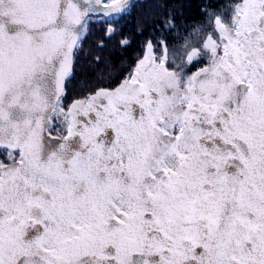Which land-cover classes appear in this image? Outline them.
<instances>
[{"label":"snow or ice","instance_id":"snow-or-ice-1","mask_svg":"<svg viewBox=\"0 0 264 264\" xmlns=\"http://www.w3.org/2000/svg\"><path fill=\"white\" fill-rule=\"evenodd\" d=\"M129 7L0 0V264H264V0L215 15L191 75L201 49L169 70L150 37L69 99L90 26Z\"/></svg>","mask_w":264,"mask_h":264},{"label":"trees","instance_id":"trees-1","mask_svg":"<svg viewBox=\"0 0 264 264\" xmlns=\"http://www.w3.org/2000/svg\"><path fill=\"white\" fill-rule=\"evenodd\" d=\"M235 1L239 0H129L130 7L125 13L109 18L111 24L118 28L110 38L105 37L104 30L109 26L107 20L90 26L77 59L74 85L71 86L69 99L85 95L84 91L92 86L93 89L114 87L134 69L133 66L144 54L145 41L150 37L155 42L156 39L167 36L169 47L179 46V41L194 43L192 39L195 29L204 22L206 10H215L223 5L229 8ZM229 12H232V9H229ZM171 15L175 16V27L169 32L164 25ZM222 16L227 20L231 19L228 12H224ZM177 32L181 34L179 39L174 38ZM188 33L192 35L189 36ZM185 36L189 41H182ZM122 37H127L129 41L124 47L119 43ZM100 41H103V47L97 46ZM155 54L160 55L159 51ZM97 56L100 58L99 63L94 62ZM199 61L200 64L205 63L204 60ZM82 79L92 80L87 82L92 84L79 83ZM97 80H102L101 85Z\"/></svg>","mask_w":264,"mask_h":264},{"label":"rangeland","instance_id":"rangeland-1","mask_svg":"<svg viewBox=\"0 0 264 264\" xmlns=\"http://www.w3.org/2000/svg\"><path fill=\"white\" fill-rule=\"evenodd\" d=\"M239 2V1H238ZM237 1H235V3H238ZM235 3L234 4H232L229 8L228 7H226V6H220V7H218L217 9H215V10H207V13L208 14H206V18L204 19V22L203 23H206V24H204L203 25V23L201 24V25H198L197 26V28L195 29V32H194V38L192 39L193 41H194V43L193 42H191V43H193V44H191V43H189V42H186V43H181L180 41H179V46H176V47H174V48H171V46L169 47V53H168V55H169V60L171 61L172 60V58L173 57H175V61H176V64H170V66H172V69L173 70H176V71H179V69H177L176 68V65H181V66H183V60H184V57L187 55V53H189L190 51H192L194 48H199V49H201V54L202 55H204L203 56V60H205L206 58H207V64H208V59H209V57L207 56V54L206 53H204L203 52V50H202V44H203V41H204V38L209 34V33H211L212 31H213V28H214V17H215V15H220L221 16V19H222V21L224 22V23H230V20H227L226 18H223V14H224V12L226 13V12H228V13H230L231 14V16H232V12H229V9H233V7H234V5H235ZM229 15V14H228ZM200 28H203V30H201V31H197L198 29H200ZM189 41L188 39H186V36L182 39V41ZM186 45V46H185ZM159 54H161L160 52H159ZM143 56H144V54H143ZM143 56L141 57V58H143ZM201 61H202V59H200ZM206 61V60H205ZM78 64V61L76 62V65ZM86 64H87V62H86ZM136 66V65H135ZM135 66H133L134 68H135ZM169 66V69L170 70H172L171 69V67ZM207 66V65H206ZM133 70L134 69H132V71L130 72V73H132L133 72ZM129 73V74H130ZM129 74L128 75H126L125 77H123L114 87H111V88H115L116 86H118L126 77H128L129 76ZM88 79V78H87ZM90 81H92V80H88V81H86V79H82L79 83H81V82H83V83H85V84H87V82H90ZM73 80H72V82H71V86L72 85H74L73 84ZM97 82L98 83H100V82H102V80H97ZM92 84V83H91ZM91 84H87V85H91ZM100 85H101V83H100ZM99 88H109V89H111L110 87H106V86H103V87H97L96 89H99ZM75 89V88H74ZM96 89H93V86L89 89V90H87V91H84V93H86V94H88L90 91H92V90H96ZM85 94V95H86ZM84 96V95H83ZM53 135H55V133H53ZM0 161H4L5 163H10V161L9 160H7L6 158H5V156L4 155H0Z\"/></svg>","mask_w":264,"mask_h":264},{"label":"flooded vegetation","instance_id":"flooded-vegetation-1","mask_svg":"<svg viewBox=\"0 0 264 264\" xmlns=\"http://www.w3.org/2000/svg\"><path fill=\"white\" fill-rule=\"evenodd\" d=\"M188 54V53H187ZM203 60V59H202ZM205 61V60H204ZM199 63V64H198ZM198 63L194 62L190 67H188L187 69V75H191L192 73L198 71L200 68L205 67L207 65V59L205 61V63H201L198 60ZM172 69V66H170ZM170 70V69H169ZM173 70V69H172Z\"/></svg>","mask_w":264,"mask_h":264}]
</instances>
